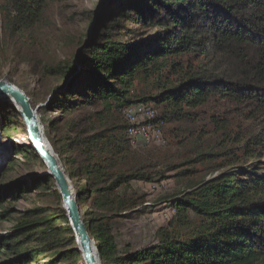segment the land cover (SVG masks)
Returning <instances> with one entry per match:
<instances>
[{"label": "trees", "instance_id": "1", "mask_svg": "<svg viewBox=\"0 0 264 264\" xmlns=\"http://www.w3.org/2000/svg\"><path fill=\"white\" fill-rule=\"evenodd\" d=\"M51 1L0 0V41L3 33L27 35L40 24ZM110 2L97 16L102 25L110 19L115 28L119 19L127 18L154 30L140 38L117 41L108 36L109 28H103L99 40L87 45L78 58L79 71L70 59L44 65L42 72L45 78L59 79L44 111L71 113L75 102L101 105L93 120L102 128L90 124L80 131L82 138L76 137L75 144L69 137L60 140L67 151L76 145L84 158L81 176L85 184L75 196L82 210L91 200L92 209L81 216L101 264H264V0ZM211 99L233 104L235 113L247 117L248 126L235 131L230 122L221 123L219 115L225 112L212 108L214 114L205 117L194 111ZM137 103L164 106L154 123L185 122L198 130L191 127L185 137L190 149L188 156L181 154L183 162L166 167L178 169L177 177L186 181L184 189L170 197L174 216L157 229L156 244L117 253L114 237L102 219L125 216L143 204V196L127 197L125 190L131 181L154 178L132 155L146 147H130L122 116L119 129L124 135L110 134L104 126L114 112L121 115L125 107ZM6 108L10 120L16 112ZM64 124L77 132L76 121ZM178 144L186 148L183 142ZM28 148L16 155L31 152L38 158ZM59 159L75 164L70 156L63 161L59 155ZM134 159L136 163L124 169ZM69 177L73 179L75 173ZM10 185L12 198L25 193L21 182ZM3 206L0 195V218H8L11 210ZM60 217L46 215L42 209L25 212L0 237V264L82 261L67 218ZM59 246L69 249L50 251Z\"/></svg>", "mask_w": 264, "mask_h": 264}, {"label": "rangeland", "instance_id": "2", "mask_svg": "<svg viewBox=\"0 0 264 264\" xmlns=\"http://www.w3.org/2000/svg\"><path fill=\"white\" fill-rule=\"evenodd\" d=\"M110 3V0H52L40 24L27 35L19 38L3 33V39L0 41V82L11 84L30 100L32 108L37 112L42 132L49 143L47 146L56 154L62 169L69 178L74 194L85 184L81 176L84 158L79 148L75 147L76 145L67 151L63 149L60 140L69 137L68 141L75 140L73 142L75 144L76 137L82 138L80 131L87 129L90 124L94 123L96 128H102L99 123L93 120V113L101 109V105L98 102L90 104L75 102L71 113L63 114L58 110L44 111L50 98L49 94L59 85V79L45 78L42 74L43 66H53L60 61L71 59L74 60L77 71H79L81 66L77 63L78 58L84 55L87 45L99 40L98 35L102 34L103 28H109L108 36L117 41L140 38L154 30V28L148 29L133 24L127 18L119 19V24L115 28H112L114 23L110 19L104 20L102 25V20L98 21L97 16L102 6L110 7ZM101 13L104 11L102 10ZM128 28H132L134 31L126 32ZM101 39L104 40L105 37ZM11 102L0 103V195L3 207L11 210L8 218H0V237L9 233L17 220L22 218L27 211L42 209L46 211V215L57 216L56 219L65 215L60 196L55 190L54 181L51 178L50 182L42 179L46 169L41 160L31 152L25 156L16 155L20 153L18 151H26L29 146L25 140L24 125L17 109L14 108L15 105ZM6 107L13 108L16 112L14 116L10 117V120L6 115L11 112L6 113ZM163 107V105L155 106L159 116L163 112ZM212 108L217 113L225 112L219 115L222 116L221 123L224 120L230 122L235 131L244 130L249 124L247 117L235 113L234 105L229 102L222 101L218 104L211 99L206 106L194 111L207 117L214 114ZM240 112L244 115L243 111L240 110ZM120 117V113L114 112L105 124L104 127L109 130L110 134L124 135L119 129L121 126ZM69 120L77 122L75 130L77 132H70V125L64 124ZM191 127L185 122L163 125L159 123L165 145H151L135 152L132 151V155L138 157L139 166H143L144 171L152 173L154 180L151 182H130L125 190L126 196L144 197V203L133 209L132 212H125L123 213L125 216L115 218L101 213L102 216H105L102 220L107 223L114 237L117 253H126L128 250L133 252L155 245L157 229L166 226L174 216L170 197L184 189L186 180L177 177L178 169L172 170L166 167L172 164L177 166L183 162V157L188 156L187 151L190 148L187 147L188 141L185 137L189 135L190 129L198 130L196 125ZM179 142H183L186 148H183L182 144H178ZM21 147L25 148L21 149ZM181 154L185 156L182 157ZM59 155H63V161H66V158L70 156V159L75 160V164L61 162ZM134 162L135 159L129 165H124V169L132 166ZM261 162L264 164V159ZM199 169L205 173L208 172L207 168ZM71 172L75 173L73 179L69 177ZM18 181L21 182L20 187L25 193L20 194V197L12 198L11 189L13 186L10 184ZM36 184L38 186H35ZM39 186H41L39 190H36ZM93 197L94 194L91 198ZM90 201L87 202L83 210L80 209L81 215H83V211L92 209ZM57 222L61 223L60 220ZM65 248L69 249L68 246H59L50 251L55 253ZM62 260L57 259V264ZM99 262L101 264L100 260ZM67 263L83 264L82 261L72 259L61 264Z\"/></svg>", "mask_w": 264, "mask_h": 264}, {"label": "water", "instance_id": "3", "mask_svg": "<svg viewBox=\"0 0 264 264\" xmlns=\"http://www.w3.org/2000/svg\"><path fill=\"white\" fill-rule=\"evenodd\" d=\"M3 95H5L4 99ZM6 96H10L15 105L19 107L16 111L24 125L28 146L34 150L46 169L43 176L54 181L55 190L60 196L62 208L73 232L75 249L79 252L82 263L100 264L94 240L82 219L80 207L72 191L69 178L62 169L56 154L49 150L45 143L47 140L42 132L37 112L32 108L30 100L24 93L12 85L0 82V103L8 102Z\"/></svg>", "mask_w": 264, "mask_h": 264}, {"label": "built area", "instance_id": "4", "mask_svg": "<svg viewBox=\"0 0 264 264\" xmlns=\"http://www.w3.org/2000/svg\"><path fill=\"white\" fill-rule=\"evenodd\" d=\"M121 116L125 123L126 139L132 149L165 145L159 124L154 123L158 116L154 106L132 104L122 110Z\"/></svg>", "mask_w": 264, "mask_h": 264}, {"label": "bare ground", "instance_id": "5", "mask_svg": "<svg viewBox=\"0 0 264 264\" xmlns=\"http://www.w3.org/2000/svg\"><path fill=\"white\" fill-rule=\"evenodd\" d=\"M5 83V82H4ZM5 84H9V83H5ZM9 85H11V84H9ZM14 87V86H13ZM17 89V88H16ZM19 90V89H18ZM20 91V90H19ZM4 96V98H5V95H3ZM3 98V99H4ZM6 98H7V100H8V102L9 101H12L11 103L13 104V105H15V103H14V101H13V99L10 97V96H6ZM14 108H16L17 110L19 109V107L17 106V105H15V107ZM25 140L27 141V143H28V138H27V135H26V138H25ZM20 143V142H19ZM46 144H47V142H45ZM23 144V143H22ZM48 147V146H47ZM49 148V147H48ZM49 150H51L50 148H49ZM51 151H53V150H51Z\"/></svg>", "mask_w": 264, "mask_h": 264}]
</instances>
